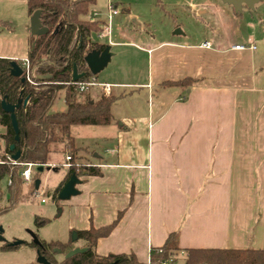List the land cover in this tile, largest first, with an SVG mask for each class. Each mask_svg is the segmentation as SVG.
I'll return each instance as SVG.
<instances>
[{
    "label": "crops",
    "instance_id": "0c3cea01",
    "mask_svg": "<svg viewBox=\"0 0 264 264\" xmlns=\"http://www.w3.org/2000/svg\"><path fill=\"white\" fill-rule=\"evenodd\" d=\"M24 6L26 0H0V58L19 65L31 36ZM91 16L107 25L96 20L97 13ZM259 22L242 42L192 43L183 35L145 50L146 77L133 87L145 92L146 105L117 115L111 106L110 123L94 126L109 128L102 135L103 154L87 157L81 151L75 162L100 174L77 177L76 193L64 202L71 232L108 226L120 215L96 241L97 255L132 254L147 263L150 250L172 233L179 247L175 259L190 248L264 250V33L258 29L264 21ZM189 78V86L161 87ZM123 94L109 95L117 100ZM85 95L94 99L100 93Z\"/></svg>",
    "mask_w": 264,
    "mask_h": 264
},
{
    "label": "trees",
    "instance_id": "16d2710c",
    "mask_svg": "<svg viewBox=\"0 0 264 264\" xmlns=\"http://www.w3.org/2000/svg\"><path fill=\"white\" fill-rule=\"evenodd\" d=\"M95 0H26L27 12L32 15L40 10V23L47 29L41 36L29 37L27 54L28 76L33 82L10 74V60L0 58V102L15 105L20 99L21 105L14 110L18 126V139L11 127L10 116L1 109L0 126L5 129L1 139L4 152L0 156V183L6 180L7 203L0 207V215L7 213L20 201L22 164L45 166L50 163L51 155L56 153V147H63L64 157L69 156V166L65 176L57 185L54 194L57 197L62 186L72 175L96 176L100 174L98 168L91 165L78 164L77 155L84 149L75 147L70 128L73 126H106L111 121V106L116 97L100 94L91 98L84 93H78L71 80L73 67L83 76L76 82L87 80L90 74L84 58L93 51H102L104 44L92 40L93 34H101L103 26L98 21L85 20L90 6ZM49 76L47 79H40ZM194 79L182 81H166L161 87L189 86ZM63 90L65 111L50 112L59 91ZM84 98V100H82ZM13 145V149L9 147ZM19 152V159L13 164L7 156ZM37 167V168H38ZM34 186V185H33ZM2 192L0 189V200ZM120 215L110 225L87 230L75 231L77 240L82 241V248L86 250L69 258L57 261L54 256L59 251L65 256L74 249L73 242L40 241V253L50 264H175V254L179 250L177 234H170L161 247L150 250L149 262L141 263L134 255L99 256L95 252L96 241L106 237L117 223ZM48 222L47 219L37 217L35 223L39 226ZM25 244L26 243H22ZM20 244V245H22ZM20 245L10 246L7 242L0 243V252L17 249ZM34 250L37 245L27 244ZM184 264H264V250L261 249H217L190 248L185 249Z\"/></svg>",
    "mask_w": 264,
    "mask_h": 264
},
{
    "label": "rangeland",
    "instance_id": "374dc122",
    "mask_svg": "<svg viewBox=\"0 0 264 264\" xmlns=\"http://www.w3.org/2000/svg\"><path fill=\"white\" fill-rule=\"evenodd\" d=\"M110 4L116 6L117 14L108 19ZM24 9L27 15L25 6ZM93 13L98 14L96 20L108 24L110 36L93 34L92 39L108 46L114 54L106 67L94 75L96 82H122L131 85L112 87L117 96L120 92L124 93L123 98H118L112 104V112L117 115L119 112H130L133 107L139 106L140 109L146 105L145 92L138 87L134 88L133 84L145 80L147 48L167 38L184 39L183 35L192 43L209 38L224 43L230 40L245 41L244 36L254 30L260 20L264 21V0L257 1L252 7L242 5L237 11L221 0H95V5L89 7L83 19L93 20ZM263 26L264 23L258 28L261 33H264ZM239 31L243 36L241 38L237 37ZM90 92L96 94L97 89H91ZM64 109L61 90L50 112H61ZM108 130V127L73 126L70 134L74 145L84 149L81 155L90 157L92 152L103 154L105 141H102V135ZM56 150L51 155L50 163L58 164L57 170H47L43 166L42 171L38 172L37 168H33L32 181L21 185L20 201L7 213L0 215V237L3 241L12 243L17 240L26 243L17 249L0 252V264H35L36 250L27 245L32 243L31 233L39 241H72L74 248H81L78 246L82 245V241L72 240L74 231L71 232L68 227L69 216L64 202L70 196L61 199L57 195L55 198L54 191L67 171L63 165V147L57 146ZM3 152V141L0 138V156ZM36 181H39V187L35 190L33 185ZM6 185V180L0 183V207L7 203ZM37 217L47 219L48 222L39 226L35 223ZM54 258L59 262L64 256L56 252ZM184 261V255H178L175 264H184Z\"/></svg>",
    "mask_w": 264,
    "mask_h": 264
},
{
    "label": "water",
    "instance_id": "95a60500",
    "mask_svg": "<svg viewBox=\"0 0 264 264\" xmlns=\"http://www.w3.org/2000/svg\"><path fill=\"white\" fill-rule=\"evenodd\" d=\"M224 3H227L229 5H231L236 11L239 10L241 8L242 5H246L247 7H252L254 3H256L257 1H261V0H221ZM29 31H30V35L32 36H41V35H45L48 31L45 27H43L40 23V10H36L33 12V14L30 17V27H29ZM178 32V31H176ZM112 54L109 51V47L105 46V48L102 51L99 50H93L91 52H89L85 58V64L86 67L89 71L90 74L92 75H96L98 74L100 71H102L106 65L110 62ZM22 68L21 66L16 62V61H11L10 62V74L13 77H17L20 78L21 81H24L25 79L22 78ZM83 76L82 73H78L76 71V68L73 67L72 69V73H71V80L73 82H76L77 80H79L81 77ZM49 78V76H42L40 77V79H47ZM26 105V101H24L22 103V101L19 99L18 102L15 105H11L5 102L4 99L1 100L0 105H1V109L2 111H4L5 113H8L10 116V122H11V127L14 131L15 134V140L18 139V126H17V122L15 119V115H14V110L19 108L21 105ZM10 150L13 149V145H11L9 147ZM11 160L13 161H17L19 159V152H15L11 155L10 157ZM47 170H54L56 171V169L54 168H50V167H46ZM43 166H39L37 168V171L40 172L42 171ZM79 180L75 175H72L69 180L62 186L61 190L58 193V197L61 199H67L69 196L74 195L76 193L75 189H74V185L78 184ZM39 187V181H36L34 183V188L38 189ZM0 233H1V228H0ZM31 239H32V243L37 245L39 249L36 250V261L35 264H50L46 258L40 253V249L42 250V245L40 243V241L38 240L37 236L34 233H31ZM77 239L76 237V233L73 232L72 233V240ZM0 240L2 242L3 239L0 237ZM22 244L21 241H13L12 243H9L10 246H17ZM86 249L85 248H74L71 251H69L64 258H69L77 253H82L84 252ZM59 253V251H58ZM115 264V263H113Z\"/></svg>",
    "mask_w": 264,
    "mask_h": 264
},
{
    "label": "built area",
    "instance_id": "2783aa9c",
    "mask_svg": "<svg viewBox=\"0 0 264 264\" xmlns=\"http://www.w3.org/2000/svg\"><path fill=\"white\" fill-rule=\"evenodd\" d=\"M110 11H109V15H108V19H110V16L111 15H115L117 14V11L116 9L113 7L112 4H110ZM103 31L104 33L102 32V34H105V35H109V26L108 24L103 26ZM204 47L207 46V43L203 44ZM246 46L244 45H235L233 47V49L235 50H242V49H245ZM247 48H250V49H255L256 47L252 44H250L249 46H247ZM22 70L25 71V79L30 82V83H33L30 79H29V76H28V61L27 59H25L22 64H20ZM75 84V89L78 93H88L91 89H97V91H99L100 94H103V95H109L112 91V87L113 85L111 84H108V83H97L95 78L94 77H90L88 78L87 80H83V81H79V82H74ZM7 160H9L11 163H15L16 161H13L10 159V157H6ZM69 161H70V157L69 156H66L65 157V163H64V166L67 168L69 166ZM22 172L20 174L21 176V179H22V182L23 183H26V184H29L31 181H32V169L33 168H37L38 166L37 165H34V164H30V163H27V164H22ZM45 167H50V168H54L57 170V167L53 166V165H45ZM41 202H44V200H41ZM148 262H149V259H148ZM147 262V263H148ZM163 264H168V262H164Z\"/></svg>",
    "mask_w": 264,
    "mask_h": 264
}]
</instances>
